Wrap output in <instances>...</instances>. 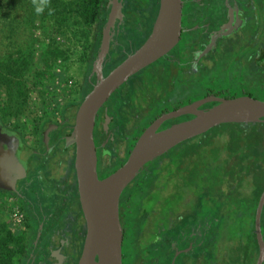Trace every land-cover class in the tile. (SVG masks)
Wrapping results in <instances>:
<instances>
[{"label":"rangeland","instance_id":"1","mask_svg":"<svg viewBox=\"0 0 264 264\" xmlns=\"http://www.w3.org/2000/svg\"><path fill=\"white\" fill-rule=\"evenodd\" d=\"M108 1L102 0L95 21L87 24L76 8L62 10V2L72 0H50L51 15L47 7L42 14H37L32 0H0V114L6 125L25 135L31 147L40 145L48 123H60L68 116H72L74 121L78 109L75 105L82 101L86 80L92 77V57L103 7L108 5ZM146 1L133 0L131 4L136 7V3ZM131 14L126 12L124 15L122 26L125 35L116 37L121 43L119 48L127 51L129 45L126 40L129 38L138 42V46L146 41L153 28L155 9L150 8L140 16L144 36L133 30L138 20L130 19ZM126 53L115 51L112 45L110 61L118 65L119 61L115 58L120 57L122 62ZM165 62L162 57L150 66L159 74L149 75L148 68L143 69L118 88L122 91L131 87L137 77L145 78V86L131 90L130 96L128 93L127 113L122 119L124 124L122 131L116 135L122 143L121 146L113 144L112 148L113 165L128 159L127 150L135 135L134 126L154 121L159 113H171L189 105L190 100L198 101L196 99L207 89L232 96L241 89V84H247L251 79L246 70L234 66L237 62L229 63L222 72L216 66L208 73L186 79L177 73L169 74L174 65L167 66ZM16 65H20L19 74H13L8 69ZM251 93L256 99L264 101V73ZM204 98L206 96L201 99ZM129 115H133L132 119ZM258 134L264 137V122L221 124L206 134L184 141L144 168L129 185V245L126 240L123 246L124 264L139 262L143 251L149 249L146 239L137 240L134 234L140 226L142 231L146 227L139 221L140 214L134 218L136 213L132 212L137 207L148 213L152 210H173L175 214L190 208L195 212L196 221L208 220L212 226L213 218L223 223L230 222V216H237L239 219H233L230 227L241 223L245 228H252L254 196L258 185L264 183V149L258 146L256 150L253 144ZM120 153L122 156L118 157ZM51 170L54 177L65 173V169L56 163ZM57 182L60 183V180ZM154 187L160 189L149 194L150 188ZM2 227L22 238L26 249L30 244L38 243L24 204L17 197L0 190V228L4 232ZM231 230L227 231L231 233ZM132 243L137 246L132 247ZM58 245L49 250L52 256L62 253ZM25 258L16 254L14 263L22 264ZM60 258H53L51 264H59Z\"/></svg>","mask_w":264,"mask_h":264},{"label":"flooded vegetation","instance_id":"2","mask_svg":"<svg viewBox=\"0 0 264 264\" xmlns=\"http://www.w3.org/2000/svg\"><path fill=\"white\" fill-rule=\"evenodd\" d=\"M182 3V32L180 40L173 48L174 52H172V49L163 56L166 60L165 65L171 66L173 64L175 66L169 70V74L177 73L185 79L188 76H190L189 78L198 77L210 72L216 66H219V71L222 72L227 68L229 63L237 62L234 66L243 68L251 76L247 84H241L239 86L241 89L236 90V93L232 96L207 89L204 95L196 100L204 96L232 99L240 97L239 93L242 94L241 96L255 98L251 92L253 88L256 89L264 73V0H182ZM122 22L119 23L118 20L115 22L111 48L114 43L117 44L115 38L123 35L121 32L124 30ZM143 28V22H141L135 25L133 30L142 35L144 33ZM139 46L138 42L135 43V40L129 38V50H125L127 53L124 59L139 48ZM108 57L104 65V76L117 66V64H113L115 61H110L112 60L111 49ZM119 58L117 57L115 60L117 59L121 63ZM153 64L144 68H148L147 74L149 73V75L159 74V71L154 67L150 68ZM93 77L95 81L91 80L92 85L97 81L96 75H93ZM130 79L131 77L129 81ZM144 79V77H137L134 82L132 81L131 87H126L121 91L119 89L123 84L118 89L119 91L116 90L115 94L111 95L98 112L94 137L97 147L98 173L100 178L108 176L118 168L112 172L105 173L108 170V165L113 160V144L121 146L122 143L116 137L118 132L120 133L121 126L124 124L123 120H119V115L121 114L119 109L120 103H127L128 106V93L130 96L131 90L141 88L145 83ZM192 99L195 100V98ZM192 102L193 100H190L188 103ZM218 103L219 100L207 102L200 106L199 109L206 110ZM106 113L111 117L107 130L104 127ZM163 114L159 113L156 115V118ZM132 117L133 115H129V119H132ZM193 117L194 115L187 114L167 120L161 125L159 130L167 128L173 123L185 121ZM71 118L72 116H68L66 121L48 123L46 128H52L49 139L44 135V132L40 145L33 148L29 145L27 138L21 131L6 125L0 116L1 122L6 127L18 131L23 141L34 151L28 158L29 168L27 177L17 182L16 190L9 191L1 188L0 190L17 197L24 204L32 230L36 231L38 243L35 246L39 243L42 244V241L46 239V244L42 245L44 246L42 249L48 252V250L56 248L55 246L60 244L62 253H65L67 256L66 259L60 258L59 255L55 257L51 255L52 251H50V255L43 260L38 254L35 256L32 254L31 260L25 258V264H51L52 260L56 258H60L59 264H77L80 257H78L79 251L83 248L82 244L84 245L87 224L79 199L76 174L75 183H72L69 179L70 163L73 153H75V145L66 146L64 139L56 141L57 134L60 137H65L66 132H69V127L71 132L74 125V121ZM156 118L154 117V120ZM66 147H70V149ZM121 154L118 157H121ZM127 154V157H129V148ZM55 163L63 168V170L65 169V173L61 174L60 178L54 177L51 173V169ZM28 177L30 179H27ZM65 177H67V183H62ZM49 179L56 182L60 180V183H47ZM31 180L32 183L30 182ZM162 188H166V186H162ZM158 189L160 187L150 188L148 193L150 194ZM160 191L163 192V190ZM50 201L57 204L56 208L53 206V209H50ZM142 207H144V204ZM141 209V207H137V210L132 213H136L134 218L139 217L137 214H140L139 221L144 223L146 227L142 231L140 226L139 229L135 230L134 234L137 240L141 238L146 239L149 249L143 251L142 258L134 264L203 263L201 259H198L197 253L203 248L208 234H212L213 226L212 224L210 225L211 221H196L195 212L193 213L190 208L188 210L182 209L178 214H175L173 210H168L167 212L152 210L148 213V211L146 212ZM122 211L123 217L121 216ZM119 216L124 233L123 246L126 240L129 245V185L124 188L120 195ZM130 220H132L131 217ZM38 233H40L39 237ZM136 246L132 243V247L135 248ZM57 247L59 248V245ZM187 253L190 254V257L184 258L183 256Z\"/></svg>","mask_w":264,"mask_h":264},{"label":"water","instance_id":"3","mask_svg":"<svg viewBox=\"0 0 264 264\" xmlns=\"http://www.w3.org/2000/svg\"><path fill=\"white\" fill-rule=\"evenodd\" d=\"M182 0H159V10L146 41L106 76L103 70L111 49L115 22L124 19L123 0H109L107 21L93 63L91 76L97 81L82 102L71 132L63 139L65 145H75L74 167L79 199L87 224V232L77 264H123V227L119 216L120 195L144 170L148 163L163 156L180 143L207 133L226 123L256 124L264 121V101L250 96L232 99L206 97L171 113L156 118L138 137L124 164L104 178L98 173V154L94 131L100 108L130 77L169 53L179 42L182 32ZM219 100L209 109H199L207 102ZM192 114L193 118L173 123L159 130L170 119ZM106 113L104 127L109 128ZM49 127L44 135L49 139ZM34 151L20 133L6 127L0 120V188L14 191L19 180L28 174V158ZM264 191L255 214V232L259 244L256 264L264 262L262 212ZM40 233H38V237Z\"/></svg>","mask_w":264,"mask_h":264},{"label":"trees","instance_id":"4","mask_svg":"<svg viewBox=\"0 0 264 264\" xmlns=\"http://www.w3.org/2000/svg\"><path fill=\"white\" fill-rule=\"evenodd\" d=\"M132 1L133 0H123L124 15H126V12H130V13H132L130 19H133V18L137 19L141 23L142 20H141L140 16L142 15V13H144V12L148 11V9L152 8V9H155V14H154L152 21L153 22L155 21V18L157 16V13L159 10V0H147L143 4L138 2L139 4H142V6L138 5V3L135 2L136 7L131 4V3H133ZM101 2H102V0H72V2H69V3L62 2V5H63L62 10H68V9L73 10L74 8H76V10L80 13V16L82 17V20L87 24H91L92 22L95 21V18L99 14V9L101 8L100 7ZM106 4H107V1H106ZM106 4L103 7L104 11L102 13V22H101V26H100V32H99V35L97 37L96 49H95L94 55L92 57V62L95 61V59H96L98 49H99V45L101 42L102 30H103V27L105 25V22L107 21V16L109 13V8H107ZM137 22H136L137 25L140 24ZM121 32L124 36L125 35V29L122 30ZM115 40L117 41V44H115V43L113 44L114 50L119 51L120 53L125 51L123 48H119L121 45L119 40L117 38H115ZM126 42L129 45V39H128V41L126 40ZM108 58L109 57L106 58V61L108 60ZM19 66L20 65H18V66L16 65L15 68H12L10 66V67H8V69H11L10 72H12L13 74H19L20 69H21ZM92 77H88L86 80V90L84 91V94L82 96V100L84 99L86 94L89 91H91V89L93 88L91 80L95 81V78L94 77L92 78ZM80 103L75 105L76 108L79 107ZM126 108H127V103H123V102L120 103L119 109H120V113L122 115L121 114L119 115V120L124 119V117L126 116V113H127ZM0 116L2 118L1 114H0ZM66 120H67V117L64 119V121H66ZM262 122H264V121H262ZM149 123L150 122L147 121V122H144L142 124H139L138 126L136 125L133 127V132L135 135L133 136L132 143L129 146V153L132 150L135 142L137 141L138 136L142 133L144 128L149 125ZM250 124H252V123H250ZM121 131H122V128L120 129V132ZM66 133H67L66 135H68L70 133V127H69V132H66ZM257 137H258V139L255 140V142L253 143V144H255L256 150H257L258 146L259 147L261 146L260 148L264 149V142H263L264 137L259 135V134ZM63 138L64 137L58 136V134L56 135V141H59L60 139H63ZM120 140H122V139L120 138ZM74 158H75V155L72 157L71 163H70L72 169L74 168ZM124 161L119 162L115 165H113L112 161H111L110 164L108 165V170L105 173L112 172L117 167H120V165H122L124 163ZM151 163H148L145 166V168H148V166ZM262 170H264V169L262 168ZM61 181H62V179H61ZM51 182L58 183L55 180H50V179H49V182H47V183H51ZM63 182L67 183V177H65V179L62 181V183ZM263 191H264V183H260V185H258V190L254 196L255 201H254V210H253V218H252V228H251V226L249 228L248 227L245 228V227H243V225L241 223L240 224L238 223V225H237V223H235L234 225H232L230 227L232 222H234L233 219L238 218L237 216L235 218H234V216H230L229 218H231L232 220L230 219L231 220L230 222H224L223 221V223L221 222L220 219H214L213 218L212 234H210V233L208 234L207 240L204 241L203 248L200 249L197 253L198 259H201L203 261L202 264H256L258 256H259V244H258L257 237H256L254 221H255V214H256V208L258 205V201H259L260 195L262 194ZM49 204H50L51 210L53 209V206H55V208H56V205H57L56 203H52L50 201ZM235 221H237V220H235ZM2 228H3L4 232L0 228V264H15L14 263V257L16 254H21L24 256V258L26 257L30 260L32 259V254H33V256L38 254L39 257L43 260L46 259L45 257H48L50 255L49 250L47 252V251H45V249H42V248H44V246H42V245L46 244V239H44L42 241V244L39 243L40 245L38 244L37 246H35L34 244H30V246L26 249L27 246L22 244L23 243L22 238H20L19 236L18 237L15 236L9 229L7 230V229H5V227H2ZM229 228H232L233 232L229 233L227 231ZM262 232H263V237H264V210L262 213ZM82 246H83V244H82ZM81 251L82 250L79 251L78 257L80 256ZM60 257H62L63 259H66L67 256L65 253H61ZM183 257L188 258V257H190V254L187 253ZM25 263H26L25 261L22 262V264H25ZM263 264H264V262H263Z\"/></svg>","mask_w":264,"mask_h":264},{"label":"clouds","instance_id":"5","mask_svg":"<svg viewBox=\"0 0 264 264\" xmlns=\"http://www.w3.org/2000/svg\"><path fill=\"white\" fill-rule=\"evenodd\" d=\"M32 3L36 6L35 11L37 14H42L46 7L48 8L49 15L53 12V9L49 7L50 0H32Z\"/></svg>","mask_w":264,"mask_h":264},{"label":"crops","instance_id":"6","mask_svg":"<svg viewBox=\"0 0 264 264\" xmlns=\"http://www.w3.org/2000/svg\"><path fill=\"white\" fill-rule=\"evenodd\" d=\"M68 146H70V145H68ZM67 149H70V147H66ZM75 155V153H73V156ZM75 171H74V168L72 169V168H70L69 169V179H70V181L72 182V183H75Z\"/></svg>","mask_w":264,"mask_h":264}]
</instances>
